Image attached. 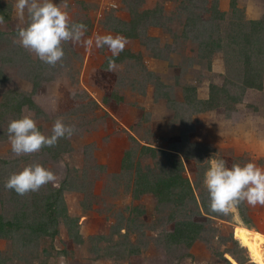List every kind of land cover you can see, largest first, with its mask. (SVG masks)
Returning a JSON list of instances; mask_svg holds the SVG:
<instances>
[{
  "label": "rangeland",
  "instance_id": "rangeland-1",
  "mask_svg": "<svg viewBox=\"0 0 264 264\" xmlns=\"http://www.w3.org/2000/svg\"><path fill=\"white\" fill-rule=\"evenodd\" d=\"M188 1L54 0L62 10L66 3L70 21L82 22L87 30L80 42L63 43L62 61L49 65L35 86L40 60L17 42L18 30L28 23L27 9L21 17L18 0H0V105L3 94L15 90L31 94L40 110L0 106V214L20 224L0 235V264H227V253L250 264L240 243L264 264V237L252 231L264 229V205L243 202L244 217L237 206L228 215H209L201 203L209 196L200 174L209 158H222L228 167L253 162L264 168V72L257 80L261 88L247 87L233 110L194 113L184 99L185 86H195L197 98L203 99L210 84L229 87V81H241L239 71L230 74L229 66L239 63L227 58L225 49H233L227 34H250L248 20L262 22L252 49L255 54L261 50L257 55L264 59V0H195L199 7L184 9ZM213 3L221 14L210 22ZM146 10L156 11L160 23L141 28L137 38L107 27L115 18L126 22L132 11ZM192 11L210 22L206 27L224 47L209 58L200 55L208 52L195 36L200 30L185 27ZM104 35L125 37L124 51L131 56L120 53L124 57L114 61L111 71L107 57L112 52L95 46L96 37ZM25 64L29 70L22 69ZM23 115H30L46 136L57 119L75 131L55 146L16 156L7 128ZM138 144L178 154L197 202L186 198L178 210L158 204L152 193H136L138 166L145 171L167 161L161 154H141ZM131 148L132 168L122 173L121 161ZM36 164L56 180L24 195L4 187L13 173ZM177 219L203 226L188 247L167 237ZM40 222L47 231L31 228Z\"/></svg>",
  "mask_w": 264,
  "mask_h": 264
},
{
  "label": "trees",
  "instance_id": "trees-1",
  "mask_svg": "<svg viewBox=\"0 0 264 264\" xmlns=\"http://www.w3.org/2000/svg\"><path fill=\"white\" fill-rule=\"evenodd\" d=\"M196 7H199V4L195 2V0H189L186 5H183L184 9H196ZM212 13L210 15V22L214 21L215 18H217L221 13L217 11L216 4L213 3L211 6ZM158 13L156 11H132L131 19L129 21H121L117 18L114 19L112 23H108L107 27L110 29H113L117 32L122 33L125 37L129 38H137L140 36V29H145V26L148 25H158L160 21L158 20ZM0 16L4 17L2 10L0 9ZM202 15L198 16V13L192 11L191 14L188 16V19L185 21V27L190 26L191 29L200 30L195 36L197 39H200V44L205 48L204 50H208V52L205 53L202 52L203 57L209 58L211 52L213 50H218L224 48L222 44L219 42L218 39H214L215 37L212 34V30L209 31V28L206 27L207 21L202 20ZM149 19H153L154 21H150ZM148 20V21H147ZM201 21V25H197ZM249 22L250 26V34L245 33L240 34L237 38V35L234 33L227 34V38L230 40L228 45H230L233 49L228 50L225 49V54L227 58H231L235 64L239 63L238 67L237 65H231L229 66V72L230 74L233 72L232 70H236L240 72V80L239 83H233L229 81V83L232 86L229 87H218L214 84L209 85V92L208 97L206 99H199L196 96V87L193 85L185 86L184 87V99L186 101L185 104H187L189 107L192 108V112H204L207 110H213L218 107H224L227 110H233L235 104L237 102H240L243 93L247 87H256L261 88V83L257 82L258 77L261 75L262 68H264V59H259L257 53H261V50L258 52L256 51V54L254 53L255 50L252 49V45L255 42H258L256 38L258 37L259 33L254 37V32L256 30H259V27L262 26V22L259 20H251L247 21ZM243 28V27H242ZM211 29V27H210ZM186 30V28H184ZM261 42V41H260ZM202 47V48H203ZM121 54H126L127 57H131L128 52L122 51ZM229 54V55H227ZM158 56V54H157ZM124 56H118L113 57L109 56L107 57V61L114 60L119 61ZM160 57V56H159ZM253 57L255 58L253 61ZM264 57V56H263ZM4 61V59H2ZM106 61V62H107ZM209 61V60H208ZM11 62H14V60H11ZM17 62V61H16ZM39 65L37 67V70H34L35 77L33 79V82L36 85L39 84L38 76L41 73H44V71L48 68V64L43 63L41 61H38ZM259 63H262V66H258ZM22 69H28V65H23ZM234 74V73H233ZM235 75V74H234ZM1 76V71H0ZM236 76V75H235ZM44 79H50L51 77L49 75L43 77ZM1 80V79H0ZM255 81V82H254ZM233 86L237 89L235 90ZM236 91L237 93H235ZM31 94H26L23 92H18L15 90H9L5 94H3V97H5L4 101L1 103V107H12L17 111H20L22 106H26L27 108H31L33 110H36L37 112H40L39 108L35 103L33 102ZM139 152L141 154H147L149 156L155 157L156 154L164 155V157L167 159L164 163L162 162L157 167H152L151 169H147L145 171H142L139 166L137 168V172L135 174V180L134 184L137 187L136 193L142 194V193H152L156 199L158 204H172L175 206L178 210H180L184 206V201L186 198L192 199L193 202H197L196 198L193 194V187L187 177L183 175V172L185 170V167L183 165V161L181 157L174 153V152H167L158 150L156 148H153L149 145L145 144H138ZM176 151H179L178 149H173ZM134 153V148L129 149L128 151H125L123 159L121 161V172L125 173L127 170H130L132 168V163L130 160V155ZM185 159H187L186 151L181 152ZM196 152L194 153V155ZM199 158V157H198ZM199 160L197 159V162ZM206 165H203L201 167V175L205 173ZM198 183V182H197ZM198 186V184H197ZM207 199L202 198V205L206 212L209 215L215 216V217H221L223 214L218 213H212L209 210L208 204L209 201ZM239 210L241 211V216L244 215V205L243 202L240 203L238 206ZM171 218L173 215H171ZM51 218V217H50ZM236 226V225H235ZM12 227H20L19 223H14L10 220H4V217L0 214V235L4 236V233L6 231H9ZM245 227V226H244ZM34 231H41L45 232L47 231L45 224L40 222L39 226L31 227ZM234 228V227H233ZM247 228V227H245ZM249 229V228H247ZM203 230V226L199 223L194 222L191 219H177L174 222V225L172 229L168 232L167 237L169 238L171 243H184L187 247L191 245V243L199 237ZM251 230V229H249ZM255 231V230H252ZM55 231L51 232V235L54 234ZM238 236L237 230L235 231ZM258 232V231H256ZM234 235V231H233ZM166 237V238H167ZM235 238V236H234ZM236 239V238H235ZM244 247L249 255V258L251 259L250 264H258L255 258L251 255V252L248 250V248L245 245H242ZM227 258L229 259L227 264H245L243 258L236 256L233 253V257L226 254ZM247 258V257H246ZM248 261V259H246Z\"/></svg>",
  "mask_w": 264,
  "mask_h": 264
},
{
  "label": "clouds",
  "instance_id": "clouds-1",
  "mask_svg": "<svg viewBox=\"0 0 264 264\" xmlns=\"http://www.w3.org/2000/svg\"><path fill=\"white\" fill-rule=\"evenodd\" d=\"M19 15L28 12V23L18 30L17 42L26 50L34 52L39 60L50 66L61 62L65 53L63 43H78L84 36L87 26L71 22L66 11L62 10L54 0H18L16 5ZM2 22V18H0ZM88 45L93 42L86 41ZM127 39L121 35L97 36L95 46L107 47L113 57L124 50ZM114 67V60H109V71ZM75 128L57 119L52 134L46 136L37 128L30 115H23L8 124L7 136L11 144V152L16 156L39 152L43 147L55 146L59 139L73 135ZM56 176L42 165H29L17 173H13L4 187L15 191L18 195L36 192L41 186L53 182ZM203 184L208 191L209 210L212 213L228 215L242 202L249 205H264V168L253 162L243 165L234 163L231 167L220 158H209L204 173Z\"/></svg>",
  "mask_w": 264,
  "mask_h": 264
},
{
  "label": "crops",
  "instance_id": "crops-1",
  "mask_svg": "<svg viewBox=\"0 0 264 264\" xmlns=\"http://www.w3.org/2000/svg\"><path fill=\"white\" fill-rule=\"evenodd\" d=\"M208 92L209 91H207V93H206V91H202V98L203 99H206L207 97H208ZM196 95H197V88H196ZM200 96V95H199ZM198 97V96H197ZM238 227V226H237ZM263 230V231H262ZM261 231H258V233L259 234H261L263 237H264V229H262ZM256 232V231H255ZM263 246H264V244H263ZM263 251H264V249H263Z\"/></svg>",
  "mask_w": 264,
  "mask_h": 264
},
{
  "label": "bare ground",
  "instance_id": "bare-ground-1",
  "mask_svg": "<svg viewBox=\"0 0 264 264\" xmlns=\"http://www.w3.org/2000/svg\"><path fill=\"white\" fill-rule=\"evenodd\" d=\"M237 232H238V231H237ZM254 233H255V234H258V232H255V231H254ZM238 236H239V235H238ZM238 240H239V239H238ZM242 242H243V244L245 243L244 240H243ZM239 243H240V241H239ZM246 247H247V246H246ZM247 248H248V247H247ZM248 250H249V249H248ZM253 258H254V257H253Z\"/></svg>",
  "mask_w": 264,
  "mask_h": 264
}]
</instances>
